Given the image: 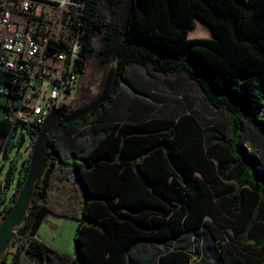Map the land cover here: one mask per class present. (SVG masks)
Here are the masks:
<instances>
[{"label":"trees","instance_id":"trees-1","mask_svg":"<svg viewBox=\"0 0 264 264\" xmlns=\"http://www.w3.org/2000/svg\"><path fill=\"white\" fill-rule=\"evenodd\" d=\"M71 1L63 20L81 42L77 69L83 74L95 55L114 71L112 87L105 103L48 135L25 219L0 264L8 253L12 264H192L200 249L181 242L203 229L220 264H264V161L244 141L245 124L264 139V0H133L126 31L129 0H116L107 20L103 0ZM197 20L211 39L189 38ZM132 67L185 76L207 108L228 114L229 131L191 113L138 121L111 114L124 88L136 92ZM88 125L83 149L60 146V135ZM40 127L0 121V155L10 160L0 222L25 184L31 152L23 158L22 150ZM50 213L78 220L74 258L39 239ZM141 246L157 247V263L137 253Z\"/></svg>","mask_w":264,"mask_h":264},{"label":"built area","instance_id":"built-area-1","mask_svg":"<svg viewBox=\"0 0 264 264\" xmlns=\"http://www.w3.org/2000/svg\"><path fill=\"white\" fill-rule=\"evenodd\" d=\"M70 5L0 0V121L41 126L74 100L83 75L77 69L82 46L63 20Z\"/></svg>","mask_w":264,"mask_h":264},{"label":"rangeland","instance_id":"rangeland-1","mask_svg":"<svg viewBox=\"0 0 264 264\" xmlns=\"http://www.w3.org/2000/svg\"><path fill=\"white\" fill-rule=\"evenodd\" d=\"M116 8V0H103L100 5L99 15L101 18L107 20ZM52 15L56 14V11L50 12ZM212 33L210 28L201 22L196 21L194 29L191 31L190 38H205L211 39ZM94 48L98 50L100 48V39L96 38L94 41ZM111 68L104 67L95 55L88 58L85 70L80 80L79 91L81 96L77 101L79 108L85 107L91 104L102 92L103 83L105 82ZM78 91V92H79ZM181 91V90H180ZM195 94L200 95L197 91ZM202 100V97H201ZM68 102H70L68 100ZM194 110L200 119L206 125H214L218 130L223 133H227L230 128V118L224 111H214L205 106L199 99L195 102ZM261 116H264V110L261 112ZM90 125L85 127H76L67 136L60 135L58 140L60 146L61 142L66 149L70 151H80L83 149L88 140V134ZM244 141L248 151L264 161V139L260 138L255 132L245 124ZM29 139L25 142V148L22 150V157L25 158L29 155L32 148L28 145ZM28 145V146H27ZM10 160H2L0 155V185L4 184L6 172L9 168ZM14 190V188H13ZM78 227V220L70 217L57 216L55 214H48L45 221L38 230V237L48 247H50L55 253H59L66 257L74 258L76 256V241L75 235ZM194 238H199L198 244ZM184 245H189L193 252H196L197 247L200 249V255L192 261V264H220L217 259L216 248L211 241L208 233L203 229L199 232V235L190 234L187 240L182 241ZM14 252V249L11 248ZM138 254H146L153 256L155 263L158 261L157 247H139L137 249ZM3 257V256H2ZM1 257V258H2ZM12 254H6L5 263L12 264ZM59 260L54 258L50 264L58 263Z\"/></svg>","mask_w":264,"mask_h":264},{"label":"crops","instance_id":"crops-1","mask_svg":"<svg viewBox=\"0 0 264 264\" xmlns=\"http://www.w3.org/2000/svg\"><path fill=\"white\" fill-rule=\"evenodd\" d=\"M127 79L136 92L124 88L116 97L114 106L108 110L123 121L196 114L195 102L199 99L204 103L200 95L194 93H199L197 87L180 74L163 75L132 67L127 72Z\"/></svg>","mask_w":264,"mask_h":264},{"label":"water","instance_id":"water-1","mask_svg":"<svg viewBox=\"0 0 264 264\" xmlns=\"http://www.w3.org/2000/svg\"><path fill=\"white\" fill-rule=\"evenodd\" d=\"M133 9V0H129L128 11L123 21V30H127V24ZM114 71L111 70L103 83L101 94L89 105L75 109L69 114L61 111L50 113L40 127V131L34 141L30 167L23 188L9 214L0 222V258L6 253L13 240L14 228L23 222L26 212L33 197L34 185L40 177L47 145L48 135L54 131L55 124L62 121L68 123L78 117L88 114L96 107L106 102L113 83Z\"/></svg>","mask_w":264,"mask_h":264},{"label":"flooded vegetation","instance_id":"flooded-vegetation-1","mask_svg":"<svg viewBox=\"0 0 264 264\" xmlns=\"http://www.w3.org/2000/svg\"><path fill=\"white\" fill-rule=\"evenodd\" d=\"M80 96H81V92L79 91L76 94L74 100L69 105L62 107L57 111H61V112H64L65 114H69V113L73 112L75 109H78L79 107L77 106L76 103H77L78 99L80 98Z\"/></svg>","mask_w":264,"mask_h":264}]
</instances>
